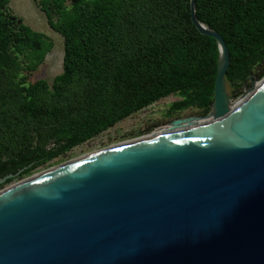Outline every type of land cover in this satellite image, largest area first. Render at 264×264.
<instances>
[{
	"label": "water",
	"instance_id": "95a60500",
	"mask_svg": "<svg viewBox=\"0 0 264 264\" xmlns=\"http://www.w3.org/2000/svg\"><path fill=\"white\" fill-rule=\"evenodd\" d=\"M211 120L62 163L0 192V264H264V77L235 100L224 37ZM193 117H179L175 125ZM15 174L0 179V184Z\"/></svg>",
	"mask_w": 264,
	"mask_h": 264
},
{
	"label": "trees",
	"instance_id": "16d2710c",
	"mask_svg": "<svg viewBox=\"0 0 264 264\" xmlns=\"http://www.w3.org/2000/svg\"><path fill=\"white\" fill-rule=\"evenodd\" d=\"M0 0V179L66 155L125 118L177 96L168 115L215 99L220 48L191 0H37L64 38L63 71L31 77L55 41ZM230 51L231 98L264 77V0H197Z\"/></svg>",
	"mask_w": 264,
	"mask_h": 264
},
{
	"label": "rangeland",
	"instance_id": "374dc122",
	"mask_svg": "<svg viewBox=\"0 0 264 264\" xmlns=\"http://www.w3.org/2000/svg\"><path fill=\"white\" fill-rule=\"evenodd\" d=\"M10 6L16 14L23 17L25 22L32 26L34 29L45 32L54 41L55 46L53 50L48 54L46 61L35 71L31 77L32 81L40 78H46L50 81L63 71V60H64V38L63 36L52 29L48 22L46 13L40 8L37 0H11ZM251 82V81H250ZM251 87V84H247ZM246 85L244 86V90ZM177 96H170L162 99L149 107H146L139 112L125 118L122 121H118L117 124L104 131L95 138L75 147L69 151L66 155L56 158L46 164L40 165L32 171L23 174L22 172L15 174L13 177L7 179L5 182L0 184V192L4 191L13 185H16L30 177H33L47 169L58 166L62 163L71 161L89 153L95 152L114 143H118L131 138L152 134L159 127L169 124L172 120L182 117L191 116H208L203 115L196 108H189L181 111L180 113L169 116L168 108L171 103L176 100ZM238 98V97H237ZM237 98H232L233 100ZM205 119V118H203ZM202 118L195 120L187 124H195L198 121L203 120Z\"/></svg>",
	"mask_w": 264,
	"mask_h": 264
},
{
	"label": "bare ground",
	"instance_id": "6f19581e",
	"mask_svg": "<svg viewBox=\"0 0 264 264\" xmlns=\"http://www.w3.org/2000/svg\"><path fill=\"white\" fill-rule=\"evenodd\" d=\"M219 113L216 112V111H213L212 115L209 116V117H206L205 119L201 120V121H198L197 123L195 124H187V123H190V122H193L195 120H198L200 118L198 117H193L190 121H183L181 124H173V123H169V124H166V125H163L161 127H159L154 133H159V132H172V131H175V130H179V129H183V128H186V127H190V126H193V125H196L200 122H203V121H207V120H211L213 119L214 117L218 116ZM153 134V133H152Z\"/></svg>",
	"mask_w": 264,
	"mask_h": 264
}]
</instances>
